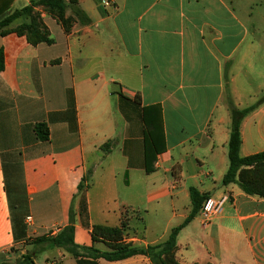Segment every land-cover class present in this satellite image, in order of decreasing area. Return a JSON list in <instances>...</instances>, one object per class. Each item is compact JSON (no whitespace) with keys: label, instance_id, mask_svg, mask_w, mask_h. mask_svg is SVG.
Wrapping results in <instances>:
<instances>
[{"label":"crops","instance_id":"1","mask_svg":"<svg viewBox=\"0 0 264 264\" xmlns=\"http://www.w3.org/2000/svg\"><path fill=\"white\" fill-rule=\"evenodd\" d=\"M106 1L78 0L68 32L43 12L51 43L0 35V264H77L33 243L67 226L82 248L161 244L191 214V187L224 201L208 223L198 210L181 227L174 261L264 264V191L222 183L230 102L256 105L240 156L264 150V0Z\"/></svg>","mask_w":264,"mask_h":264},{"label":"trees","instance_id":"2","mask_svg":"<svg viewBox=\"0 0 264 264\" xmlns=\"http://www.w3.org/2000/svg\"><path fill=\"white\" fill-rule=\"evenodd\" d=\"M10 0H0V35H5L10 32H15L19 35L25 36L26 40L32 44H38L41 42L51 43L52 37L45 24L41 20H38L34 15V7L36 5H42L45 8L53 11L56 19L63 25V28L68 32L71 28L73 20L80 15L81 10L78 8V0H32L30 4L24 5L21 8L12 9L7 14ZM70 9L69 15L66 14V10ZM19 17L23 18V22L19 24L15 29H9V25ZM72 22V23H71ZM25 28V32L22 29ZM4 67L3 52L0 49V70ZM264 101V95L258 100V103ZM256 105H251L245 108H237L231 102L229 103L230 110V132L228 139V161L229 165L225 172L222 183L228 184L230 182H236L239 187L247 193L261 194L264 191V150L248 155L240 156L239 148L241 144L240 124L245 115L251 112ZM37 137L41 140L48 139V130L44 123H37L35 126ZM245 167H251L245 169ZM79 189H82V185H79ZM190 201L192 204L191 214L178 226L173 227L167 237V239L161 244L149 245L146 248L134 247L131 244H113L112 249L109 251H101L94 247L82 248L74 244L72 239V226L64 227L55 236H40L33 240L34 244L49 243L54 246H59L72 253L77 261V264H85L80 260L77 251L91 250L92 252L99 254L95 258L103 257L107 260H118L125 257H129L135 254L148 255L153 260V256L150 251H157L154 256V264H178L174 261L173 251L175 249V239L178 231L184 226L192 215L200 210L203 201L208 197L207 195L200 194L195 188L189 189ZM80 207L84 206V200L81 196ZM99 229V227H97ZM105 230L114 236H119V228H105ZM31 259L29 256H23L22 259L16 260L13 263L4 262L2 264H30Z\"/></svg>","mask_w":264,"mask_h":264},{"label":"rangeland","instance_id":"3","mask_svg":"<svg viewBox=\"0 0 264 264\" xmlns=\"http://www.w3.org/2000/svg\"><path fill=\"white\" fill-rule=\"evenodd\" d=\"M12 1L13 0H10L9 1V7H8V9H7V11H5L6 13H2L3 15L4 14H7V13H9L12 9H15V8H21V7H23L24 5H27V4H30V1H32V0H29V3H24V1L23 2H21V3H18L17 4V6H13L12 5ZM34 1H36V0H34ZM67 10H68V12H67ZM66 10V16L67 15H69V13H70V9H67ZM43 12H47V13H49V14H53V15H55L54 13H53V11H51V10H49V9H47V8H45L44 6H42V5H36L35 7H34V15L36 16V18L38 19V20H41L42 22H43V20H42V17H41V14L43 13ZM75 20V19H74ZM73 20V21H74ZM23 22V18L22 17H19L18 19H16V20H14L10 25H9V29H15L19 24H21ZM72 23V22H71ZM44 24V23H43ZM73 24V23H72ZM72 26V25H71ZM25 28H23L22 29V31L23 32H25ZM263 96V95H262ZM261 96V97H262ZM156 252L157 251H155V250H152V251H150V254L153 256V261H154V256H155V254H156ZM77 254L79 255V257H80V260L81 261H83V262H85V264H95L96 262H95V260L94 259H96L95 258V256H98L99 254H96V253H94V252H92L91 250L89 251V250H83V251H77Z\"/></svg>","mask_w":264,"mask_h":264},{"label":"built area","instance_id":"4","mask_svg":"<svg viewBox=\"0 0 264 264\" xmlns=\"http://www.w3.org/2000/svg\"><path fill=\"white\" fill-rule=\"evenodd\" d=\"M104 6H108L109 2L102 0ZM224 198L207 197L200 208V213L204 223H208L213 214L218 212L223 204Z\"/></svg>","mask_w":264,"mask_h":264}]
</instances>
